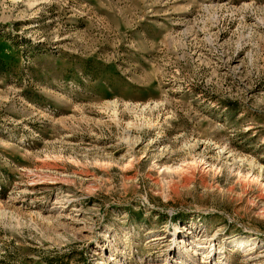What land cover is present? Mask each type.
Segmentation results:
<instances>
[{
	"label": "rangeland",
	"instance_id": "rangeland-1",
	"mask_svg": "<svg viewBox=\"0 0 264 264\" xmlns=\"http://www.w3.org/2000/svg\"><path fill=\"white\" fill-rule=\"evenodd\" d=\"M0 264H264V0H0Z\"/></svg>",
	"mask_w": 264,
	"mask_h": 264
},
{
	"label": "bare ground",
	"instance_id": "bare-ground-1",
	"mask_svg": "<svg viewBox=\"0 0 264 264\" xmlns=\"http://www.w3.org/2000/svg\"><path fill=\"white\" fill-rule=\"evenodd\" d=\"M193 252H197V251H193Z\"/></svg>",
	"mask_w": 264,
	"mask_h": 264
}]
</instances>
